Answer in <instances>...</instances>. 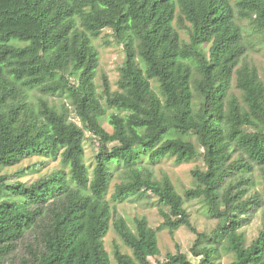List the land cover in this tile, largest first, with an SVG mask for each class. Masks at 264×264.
<instances>
[{
    "label": "trees",
    "instance_id": "trees-1",
    "mask_svg": "<svg viewBox=\"0 0 264 264\" xmlns=\"http://www.w3.org/2000/svg\"><path fill=\"white\" fill-rule=\"evenodd\" d=\"M244 19L264 39V0H0V264H14L29 233L18 264H223L221 247L229 264H264V225L248 244L240 230L260 203L247 195L255 167L264 190V79L245 57ZM105 29L124 56L117 88L102 75L99 93L93 41ZM47 96L68 98L81 124ZM87 132L98 146L91 167ZM31 156L39 160L3 172ZM57 157L62 168L20 179ZM165 157L201 158L193 186L179 193L144 163ZM152 197L158 229L113 211ZM187 200L217 220L210 232L191 222ZM180 227L196 235L197 262L179 247L159 259L158 230L173 237ZM111 228L127 249L115 244L113 259Z\"/></svg>",
    "mask_w": 264,
    "mask_h": 264
},
{
    "label": "rangeland",
    "instance_id": "rangeland-1",
    "mask_svg": "<svg viewBox=\"0 0 264 264\" xmlns=\"http://www.w3.org/2000/svg\"><path fill=\"white\" fill-rule=\"evenodd\" d=\"M240 24L243 28V41L247 48L245 57L248 61H251L256 65L259 75L264 79V39L253 31L247 20H240ZM93 42L97 47L100 56V64L94 79L97 91L99 93L102 91V75H106L108 77L111 89L114 90L117 88V80L119 76L118 68L122 63L124 56L122 46L114 40L111 32L107 29L103 30L102 34L98 38L94 39ZM153 85L155 90H158L154 82ZM232 90L236 94H239V91L234 86V81ZM47 99L53 103L58 110H61L64 106H66L68 109L69 119L75 121L77 124H81L80 119L76 115L68 98L65 96H47ZM112 111V109H109L108 112L110 113ZM104 126L110 130L109 126L105 122ZM86 136L85 161L91 167L93 163V156L96 153L98 146L97 142L92 138L89 132L86 133ZM38 160L39 158L36 156L25 158L21 163L15 166L4 168L3 172L13 174ZM144 163L147 164L157 178H160L163 174L168 175L179 193H182L184 188L193 186L194 181L190 171L196 166H202L201 158L182 164H175L173 158L170 157L162 158L159 162L154 164L149 163L145 159ZM62 167V163L58 157L55 159H47L44 165L31 169L26 174H22L20 179H35L38 176L48 174L51 171ZM251 179L253 180V185L250 186L247 195H253L256 193L260 203L248 212V216L245 218L240 229L245 235V242L247 244L256 236L258 231L264 225V190L258 167H255L254 171L251 173ZM119 181V174L118 172H115L108 197H110L113 192L114 184ZM185 207L190 214L191 222L199 231L210 232L216 226L217 220L210 218L207 215L204 206L199 200H187L185 202ZM113 208L114 213L116 215L123 216L131 226H133L135 217L145 216L149 224L156 229H158L163 220L159 213L157 200L153 197L138 200L129 198L123 202L113 203ZM195 238L196 235L186 227L178 228L173 237L170 236L165 228L158 230V243L161 251L159 259L165 258L167 253H175L176 247H179L180 250L186 252L194 262H197V259L192 257L189 252ZM32 242H34L33 234L29 233L26 238L19 243L17 250L11 255L12 262H14V264L19 263L20 257L26 252V245ZM104 242L105 248L112 259L115 244L120 245L123 250H127L112 228L104 237ZM233 258L232 253H227L222 250V247L220 248L219 259L223 264H229ZM152 261L154 260L152 259Z\"/></svg>",
    "mask_w": 264,
    "mask_h": 264
}]
</instances>
